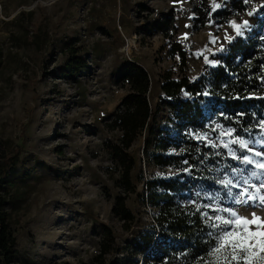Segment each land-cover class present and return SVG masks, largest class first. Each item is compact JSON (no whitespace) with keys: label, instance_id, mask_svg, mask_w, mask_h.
I'll return each instance as SVG.
<instances>
[{"label":"rangeland","instance_id":"rangeland-1","mask_svg":"<svg viewBox=\"0 0 264 264\" xmlns=\"http://www.w3.org/2000/svg\"><path fill=\"white\" fill-rule=\"evenodd\" d=\"M262 20L264 0H0V195L15 238L12 264L141 262L127 249L152 220L143 198L147 180L161 172L149 163L140 137L129 150L136 192L126 202L137 223L124 229L112 208L125 191L108 151L120 137L108 119L128 94L122 66L133 61L147 69L150 101L163 105L166 73L192 82L211 78L233 41L251 36ZM73 53L85 69L68 70ZM169 116L165 105L157 131ZM202 138L239 162L225 177L237 193L247 191L239 199L264 195V169L243 161L264 163V134L239 138L222 128ZM231 209L264 217L258 200ZM108 228L116 251L100 258Z\"/></svg>","mask_w":264,"mask_h":264},{"label":"trees","instance_id":"trees-1","mask_svg":"<svg viewBox=\"0 0 264 264\" xmlns=\"http://www.w3.org/2000/svg\"><path fill=\"white\" fill-rule=\"evenodd\" d=\"M259 26L246 39L233 41L211 78L192 82L187 76L174 79L166 73L160 86L163 105L154 107L150 101L147 69L133 61L123 64L120 82L128 94L108 119V129L120 132L117 144H110L108 151L112 171L125 191L115 198L112 208L124 229L129 231L137 223L126 202L136 192L132 182L136 160L129 150L140 137H145L144 154L149 163L161 172L147 180L143 198L153 210L152 220L145 232L136 235V246L127 249H134L141 262L130 257L128 264H202L208 259L213 239L209 233L218 229L205 213L226 217L228 213L219 209H231L234 198L239 199L232 185L220 183L239 169V162L225 148L202 137L222 128L239 138L264 134V20ZM77 54L70 56L67 66L72 72L86 68ZM185 63L183 54V66ZM165 105L170 116L157 131L156 118ZM163 133L166 137L162 138ZM6 204V197L0 195V264H12L15 245ZM104 233L100 258L116 251L112 230Z\"/></svg>","mask_w":264,"mask_h":264},{"label":"snow or ice","instance_id":"snow-or-ice-1","mask_svg":"<svg viewBox=\"0 0 264 264\" xmlns=\"http://www.w3.org/2000/svg\"><path fill=\"white\" fill-rule=\"evenodd\" d=\"M251 14V13H249ZM232 26L237 25L233 22ZM241 147L245 144L243 141H236ZM259 156L261 153H255ZM245 163H255V167L264 169V163L253 162L248 156L243 157ZM258 174L252 172L251 176L256 177ZM221 184L231 185L232 181L225 178L220 180ZM247 184L248 180H244ZM264 188V182L260 185ZM257 188V192H259ZM247 195V191L237 193V196ZM259 205L264 207V195L257 197L256 195H248L247 200L234 198L235 204H248V201H257ZM255 207V205H249ZM228 213L226 217L215 215L214 217L206 218L213 221L212 227L218 229L217 232L209 233L213 239L210 241V247L207 252L208 259L202 261V264H264V217L256 215L255 212L251 217L242 216L238 211L230 208L219 209ZM219 222V223H215ZM254 226V227H253Z\"/></svg>","mask_w":264,"mask_h":264}]
</instances>
